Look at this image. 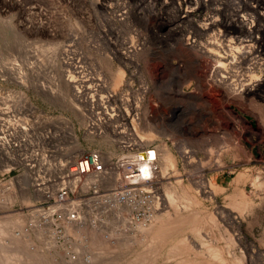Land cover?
I'll return each mask as SVG.
<instances>
[{"label": "rangeland", "instance_id": "rangeland-1", "mask_svg": "<svg viewBox=\"0 0 264 264\" xmlns=\"http://www.w3.org/2000/svg\"><path fill=\"white\" fill-rule=\"evenodd\" d=\"M41 45L60 52L34 89ZM15 117L22 133L7 129ZM146 133L166 150L142 160H158L166 176L139 196L102 185L111 167L136 164ZM92 173L98 194L79 186ZM0 185V223L16 221L2 253L17 264H138L154 237L175 261L264 264V0H0ZM64 206L86 216V230L67 234ZM182 207L194 211L183 236L205 239L203 249L167 238L177 227L140 230Z\"/></svg>", "mask_w": 264, "mask_h": 264}, {"label": "bare ground", "instance_id": "bare-ground-1", "mask_svg": "<svg viewBox=\"0 0 264 264\" xmlns=\"http://www.w3.org/2000/svg\"><path fill=\"white\" fill-rule=\"evenodd\" d=\"M96 1H100V0H96ZM186 1H189V0H185ZM189 4H192L190 2H188ZM240 21V20H239ZM241 23L242 25L246 24V21L244 19V17H242L241 19ZM240 23V24H241ZM248 24V23H247ZM246 24V25H247ZM231 44V43H230ZM232 45V44H231ZM230 49L232 50H235L236 47H231L229 45ZM228 47V48H229ZM134 49V48H133ZM59 48H57V46H36V49H35V58H34V64L32 66V68L30 69V79L31 81L33 82L31 85L34 87V89H36L37 87L34 86L35 84L34 83H37L38 81H40L42 79V77L47 73L48 69L50 68L51 65H53L57 60H58V55H59ZM124 56V55H123ZM125 58V56H124ZM77 63V62H76ZM76 63L74 62H71V63H67L66 66L68 67H71L74 71V74L77 75V73H80V72H75V70H77L79 68V66H76ZM17 80L18 82L20 83V85L23 87H27L26 84L24 83V74L23 73H20L19 70H17ZM118 71V70H117ZM116 71V72H117ZM116 77H120L122 76L121 74V71L117 72L116 75L114 74V78ZM76 77V76H75ZM73 76H69L68 77V81L71 82H74L73 81ZM79 78V77H78ZM220 80H224L223 76L221 75L220 77ZM76 81V80H75ZM233 82V81H231ZM67 83V82H66ZM88 83V82H87ZM221 83V82H220ZM229 87L232 88V89H235L237 87V84H231L229 83ZM71 84H64L62 85V91L65 95H69L68 91L69 89H71V87L73 88V86H71ZM84 87V86H83ZM82 86H79V85H76V93H82ZM90 87V86H89ZM87 87V88H89ZM228 87V86H227ZM91 89L93 88L92 86L90 87ZM89 88V90H90ZM251 87H248V88H245V90H250ZM38 90V89H37ZM54 95H52L53 97ZM51 97V99H52ZM55 97V96H54ZM53 97V98H54ZM109 97V96H108ZM92 98V97H91ZM114 99V98H113ZM54 101V99H52ZM55 100L56 97H55ZM62 100L61 98L58 97V102ZM65 101V100H63ZM73 99L71 97V105H73L72 103ZM55 102V101H54ZM104 102V101H103ZM33 108V107H32ZM136 110V109H135ZM134 111V110H133ZM137 111V110H136ZM15 117V119H13L12 123L10 121H8V123L10 122V124L8 125L7 129L8 131H10L12 134H18L19 132L22 133V126H21V120L19 118ZM7 123V122H6ZM7 123V124H8ZM6 124V125H7ZM84 124V122H83ZM86 124V123H85ZM91 126V124H88ZM88 125H86V130L88 131L89 129H91L90 127L88 128ZM94 125V124H93ZM94 127V126H93ZM72 134V133H71ZM73 135V134H72ZM141 136V135H140ZM73 137V136H72ZM105 138H108V137H105ZM104 139V138H103ZM156 140V139H155ZM154 139L151 138V133L150 134H145L144 136H141V141L142 143H144L145 145L142 147L144 149V152H141L139 153L137 156L138 159L136 161V164L133 166L130 167V169H126V168H119V167H111L107 173H105V175L103 174V176L100 178L101 179V183L102 185H105V187H118L120 190H123V185L124 186H127L128 189V192L127 194H132L133 193V196L134 195H137L139 196L140 193H143L141 191H144L145 189H147L149 187L148 185V182L151 180L152 176L154 174H156L158 177H163V176H166L168 170L166 169V167L161 163L159 162L158 160H155L153 159L152 161H149V160H142V159H146V154L149 153V157H153V154H165V146H160V142H157L155 141ZM134 145V143H133ZM132 145V147H133ZM128 147V146H127ZM141 148V149H142ZM147 152V153H145ZM142 153L144 154V156H142ZM219 155V153H218ZM236 156V155H235ZM184 159L186 160V162H191L189 160V156H185V153H184ZM241 157V156H240ZM108 160V159H107ZM95 159H93V156L91 158V164H89V167L90 166H94L95 167ZM218 166V165H217ZM88 167V168H89ZM202 166H200L201 168ZM2 168H5L6 167H2ZM133 168V169H131ZM92 170V168H91ZM3 171V169H2ZM122 171V172H121ZM94 173L92 174H89V179H84L82 180L80 183H79V186L82 187L83 189H90L89 187L91 186V188H94V193L95 194H98V189L97 187H93V184L94 182L96 181L93 177H95V175H93ZM96 174V173H95ZM241 174V177L243 176L242 173H239ZM92 177V178H90ZM239 178V177H238ZM241 180V179H240ZM152 181H156V180H151L150 182ZM243 181V180H242ZM114 183V184H113ZM2 186V185H0ZM202 188L204 189H208L211 191V187L209 186V182L205 179H202ZM126 187V188H127ZM117 188V189H118ZM116 189V188H115ZM4 190V189H3ZM6 190V189H5ZM126 190V189H124ZM2 191V190H1ZM124 193V192H123ZM212 193V192H211ZM39 196L46 200L47 198L50 199L52 198L54 195L53 194H50L49 192H46L44 191L43 189H41L40 193H39ZM141 196H144V198L148 199V200H152L153 201V197L151 198L150 196L148 195H144V194H141ZM167 197V196H165ZM169 199H167L168 201V204H173V202L175 203V200L177 199V196L176 195H168ZM41 199V200H42ZM8 202H11L12 203V200L11 198H8L7 199ZM245 200V199H244ZM247 201V200H246ZM7 202V203H8ZM244 202V201H243ZM185 203H189V201H185ZM242 203V202H241ZM3 204V203H2ZM244 204V203H243ZM247 204V203H246ZM10 205V204H9ZM6 207V206H5ZM240 208V211L241 213H243L244 211L246 212L245 208H246V205H241V206H238ZM163 208V207H162ZM176 208V207H175ZM175 208L172 209L174 212V218L170 221H168L167 225H159V226H154V224H145L143 227L140 228V230H145V231H149V232H154V229H156L155 232H158L157 235L161 234V233H167L171 228L173 227H177L178 228V234L177 236L178 237H170V236H167V238H171L172 240H177L179 239L178 243H182V244H185V245H188L189 247H192L195 249H203L204 246H205V239L201 238V241H199V243H196L194 241L193 238L191 237H188L186 238V236L184 237L183 236V232L184 230L187 228V226H190V224L192 223L191 220L194 219V218H191L189 221L186 219L187 217L189 216H193L194 215V211H187L185 209V207H182L180 208V211L179 210H176L175 211ZM237 208V207H236ZM71 210H72V207L70 206H64V207H61V209L58 211V212H61L62 214V218H63V222L65 223V227H66V232L67 234L69 235H74L76 236L79 232L80 229L83 230V228L85 226H87L88 224V220L86 218V216L82 213H79V216L75 218H73L70 214H71ZM162 210H165V209H162ZM12 212V211H11ZM163 212V211H162ZM239 212V211H238ZM244 212V213H245ZM160 213V212H159ZM193 214V215H192ZM169 215V214H168ZM240 215V214H239ZM76 216V215H74ZM20 217H17V219H19ZM155 218L157 219L158 216H155ZM162 218V217H161ZM35 221V219H33ZM159 220V219H158ZM160 221V220H159ZM16 222V221H15ZM15 222H8L6 224H1L0 223V238L1 237H4L6 234H7V230L10 229V227L14 226L13 224ZM19 221H17L18 223ZM151 222V221H150ZM16 224V223H15ZM19 224V223H18ZM87 228V227H86ZM86 228H84L86 230ZM84 231V230H83ZM12 232V231H11ZM9 233V232H8ZM148 234V232L146 233ZM154 234V233H153ZM156 234V233H155ZM168 234V233H167ZM7 236V235H6ZM160 236V235H159ZM151 237V236H150ZM149 237V238H150ZM180 237V238H179ZM11 238V237H10ZM161 238V237H160ZM200 238V237H198ZM13 239V238H12ZM155 239V237H154ZM152 240L151 239V244L148 245L149 243H147V245L149 246L148 248L151 247V252L149 251L150 249H146L147 245H145V248L143 251H149L150 253L148 254H144L146 252H143V255L141 254V259L139 260L138 257H135V259H138L139 260V263L138 264H192L194 261H190V259H185V261L182 259L181 261H175L176 258H170V257H164V256H159L158 254V250L156 251V248H153L154 245H158V243L156 244L155 242H159L158 238H156L155 240ZM162 239V238H161ZM2 240V239H1ZM0 240V244H1V241ZM8 240V239H7ZM163 240V239H162ZM164 241V240H163ZM4 242V241H3ZM8 243V242H7ZM12 243V242H11ZM14 243V242H13ZM165 244V242H164ZM182 244H179V245H182ZM8 245V244H7ZM137 245V244H136ZM2 246H4V244H1V248H0V257H3L6 261L9 259H11V264H17L18 261L16 260V256H15V260L14 258L11 257V255L9 256V254L7 252L5 253H2L3 252V249H2ZM18 247V246H16ZM160 247V246H159ZM172 247V246H171ZM178 247V246H177ZM19 248V247H18ZM181 248V247H180ZM179 248V249H180ZM5 249V248H4ZM7 249H9V247L7 246ZM11 249L10 248V252H11ZM13 249H14V246H13ZM12 249V250H13ZM161 249V248H160ZM168 249V248H167ZM177 249V248H176ZM178 249V250H179ZM186 250H188L186 248ZM209 250V249H208ZM166 251V250H165ZM176 250H174L173 252H175ZM13 252V251H12ZM172 252V251H171ZM140 253V252H139ZM11 254V253H10ZM133 254V253H132ZM169 254V253H168ZM175 254V253H174ZM16 255V253H15ZM139 255V254H138ZM136 255V256H138ZM161 255V254H160ZM165 255V253H164ZM184 255V254H183ZM140 256V255H139ZM172 256V255H171ZM134 258V257H133ZM132 258V259H133ZM187 258V257H186ZM189 258V257H188ZM174 259V260H173ZM181 259V258H180ZM137 260V261H138ZM8 262V261H7ZM6 262V263H7ZM89 262V261H88ZM87 262V263H88ZM135 262V260H134ZM85 264V263H83ZM205 264V263H204Z\"/></svg>", "mask_w": 264, "mask_h": 264}, {"label": "crops", "instance_id": "crops-1", "mask_svg": "<svg viewBox=\"0 0 264 264\" xmlns=\"http://www.w3.org/2000/svg\"><path fill=\"white\" fill-rule=\"evenodd\" d=\"M253 151L251 152V156H247V157H253ZM217 178V175L215 176V179ZM221 185V184H220Z\"/></svg>", "mask_w": 264, "mask_h": 264}, {"label": "water", "instance_id": "water-1", "mask_svg": "<svg viewBox=\"0 0 264 264\" xmlns=\"http://www.w3.org/2000/svg\"><path fill=\"white\" fill-rule=\"evenodd\" d=\"M142 156H144V154L142 153Z\"/></svg>", "mask_w": 264, "mask_h": 264}]
</instances>
